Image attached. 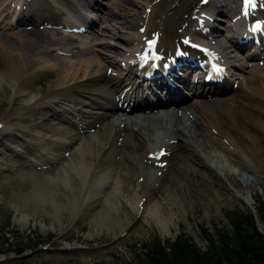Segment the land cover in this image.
Segmentation results:
<instances>
[{"label": "bare ground", "instance_id": "6f19581e", "mask_svg": "<svg viewBox=\"0 0 264 264\" xmlns=\"http://www.w3.org/2000/svg\"><path fill=\"white\" fill-rule=\"evenodd\" d=\"M93 1L94 0H0V18L2 15L3 18H6V23H2V27L11 29L13 23H17L16 19L17 21H21L23 18L24 20L29 18H31V20H35L37 18L41 21H48V23H52V25L62 24L63 28L78 26L77 24H74V21L78 18L83 19L85 15H88V10L97 7V2L93 5ZM123 1L126 3L133 2L132 4H134L136 7H140V2L138 0ZM198 1L199 0H160L158 3H153L154 0H145L141 3L143 5L141 13L138 15L137 13H132L127 17L121 15L123 12H115L114 10L105 7L104 12L107 10L108 14H105L107 17L109 16V18H111L110 20L115 19V21H117L123 17V20H120V23L123 24L118 25L116 23L111 24L106 22L104 25L103 20L100 25H98V29L94 31L92 35L89 34V40L86 42V44L80 42L81 44L75 46H69L71 45L69 43L74 42L71 37L75 38V35L68 34L67 37H60L58 36L60 34L58 30L53 32V36L49 37L46 32L43 33V35L41 33H36V35L31 39L24 38L23 32L14 33L13 37L17 38L16 46L13 44L11 45V43L8 45L7 43L1 44L0 42L1 48L4 50L5 58L7 60V68L5 69L4 73L10 76L12 80L16 81L15 84H17L20 88L24 89L27 84L33 82L36 74L39 71H44L45 73L55 70L58 75V80L49 85V89H47L44 95L45 98L48 97L55 100H66L72 103L73 107L76 106L75 108L77 109L82 106H91L110 111L119 110V108L116 107L117 103L114 102V99L116 98L115 96L120 97L124 88H128L124 93V100H127V98L130 99H128V105L119 110V114L121 111L129 113L138 108L146 111L145 109L153 110V108H160V106L168 104L181 105L183 100L179 98L176 102H174L173 96L169 92L165 94L169 95V97L163 104L158 103L157 99L152 104L147 103L146 101V103L141 105L139 103L140 99L138 98L142 99L144 97L143 95L145 93V85H140L139 78L133 77L131 75L132 66L129 65L130 60H128L127 56H129V54L135 49L134 54L136 55L133 56V58L138 54L140 57V55H142L141 50H143L145 46H143V44H145L144 41H146L151 36L149 33L155 31L162 32L160 33V37H158L159 43L157 46L159 48L162 47L166 52L173 51L176 43L175 39L180 42V39L186 37L187 34H189L192 38H204L205 36L202 34L204 30H201V28L202 26L208 28L211 24V18L207 14L208 12H205L204 9L206 8L208 11H212L213 8H216L213 4L210 6L213 8H210L207 4L204 5L205 7L201 6V8H203L201 11H196L197 9L195 10V8L200 7V5H198ZM222 4H225L224 0L221 1V5ZM148 7H150V12L147 14L145 8ZM236 7L237 15L241 12L240 9L243 8V5L238 3ZM257 7H259L258 9H261L260 11L256 9L259 14L264 16V1L261 0L254 1V6L250 7L249 12L254 11V8ZM217 8L219 9V7ZM95 10L98 13L100 9H94V11ZM195 12L202 13L197 15V18L194 21L192 18ZM205 13L207 15H205ZM10 14L12 15L10 16ZM236 15L235 13L233 14L234 17ZM9 17H12V19ZM229 22H231L230 19ZM141 25L145 26L144 33L138 31V28ZM229 26L233 28V32L235 30L241 29V24L234 23V25L231 24ZM220 33L221 32H219V34ZM143 36L144 39L142 43L141 38ZM262 37H264V34ZM232 38L233 35L226 36V39H228L226 43H218L219 40H214V38L206 42L212 46H216V48L219 50L218 56L228 60L226 61L229 67L228 70L230 72H236L237 70H244V68H246V64H248V61H245L243 57H239L237 53L234 54V50L227 52L226 49L230 48L227 42H232ZM45 40H47V42L48 40H52L59 45L66 44L67 47L64 46V48L62 46H57L56 48H51L48 46L49 48L45 47L44 49L43 47L40 49L35 48L36 43L40 41L43 42ZM139 46L142 47L137 50ZM58 49L68 52L70 51L71 54L69 56L71 57H58V54L54 53V50ZM83 51L87 52V54L90 56L87 54L85 56L83 55L84 53L79 54ZM108 51H111L112 54L110 53L111 55H107L106 53ZM49 53H51V60L45 57L49 55ZM250 59H256L255 55L252 54ZM132 60L133 59H131V61ZM120 61H123L122 63L127 65L128 69L130 67L128 73L123 74L119 72L118 74V72H112L113 70L108 72L109 67L112 69L115 68L116 66H114V64H118ZM60 63L62 66H60ZM252 67L256 71L254 70L253 73L251 84L254 86L251 87V92H245L239 88V86H237L236 89L233 88V86H229V84L234 81V79H231V76H233L232 73L227 76L228 78L226 80L222 81L225 82L223 85L218 84L215 86H207V84L203 85V83L200 85L199 83H192V80L190 82L185 81L184 83L185 85H188L186 89H192L195 96L204 98L206 97L205 102H202L201 100H195L194 103V108H196L198 117L201 120L200 122L206 126L205 132L209 131V133H215L216 137H214L217 140H222V145L228 146V149L230 150L228 152H231V154L235 156L239 164L247 166L249 169L252 168L264 173V68H260L258 64H253ZM39 77L38 80L40 79ZM189 86L191 87L190 89L188 88ZM202 86L203 88L201 89ZM40 92L41 90H37L33 93V101H30V103L21 106L20 109H15V111L11 110L6 115H4L0 121L1 124H3V126L0 127V131L5 132V130L9 128L10 124L8 122V118L11 115L13 116L17 114L19 116L18 119L20 122H26V120L33 119V116H35L34 114L39 113V111L44 108V105H46L47 102L43 100V96L40 94ZM226 93H229L230 95L226 97L218 96L219 94ZM208 95L211 96L210 99H207ZM181 107L182 106H179L176 111L175 109L171 108V113H167L170 116H173L174 125H172V134L174 135V138H172L169 143H165L167 148L166 150L169 154L159 160V162L163 163L166 160L171 161L174 158L177 159L176 164L174 163L176 165L175 169H177V174L175 173L168 177V183L167 185L165 184L163 188L164 192L162 193L167 194V196L171 194L175 195L178 192V187L185 185L188 181L184 177V173H181L182 171L179 168V165H181L182 169L185 168L187 170H191L193 174L196 173L197 176L198 174L202 173L199 169V166L205 167L204 163L200 161L199 158H197V160H199L196 161L191 157L190 154L187 153V141L190 140L189 138L191 137V134L189 133L190 136L186 134V127L188 126L183 124L182 120H184V117L182 114L178 113V110ZM51 115L65 121V116L62 115V111L55 110L53 113H51ZM112 115L114 114L105 113L104 111V113L100 115L91 114L86 116V119L79 118V122L77 121L73 124V127L79 131L87 129L93 130V127H96L95 124L99 123L98 127L95 129L97 130L95 132V136L92 133L90 137H71L72 141H70L71 143L69 142V144L60 143L57 142V140L47 142V138L46 140L45 138L42 139L43 142H47L46 144L42 142V146H44L45 149L42 147L41 149L36 150L34 153L37 151L41 152L42 150H48V148L51 149L49 150L50 153L54 151L59 153L61 150L66 151L68 149L70 150L71 147L75 148L73 146L80 141L84 140L86 142L82 143L80 147L78 146L73 150L71 157L75 163L74 167L76 174L71 175V178L68 180L60 182L59 179H57L58 177L50 178V180L48 178L43 179L37 176L38 173H36V171H31L29 173L33 176L29 179L32 181L31 186L33 187L24 193L26 198H23L29 202L24 203L23 211L32 209L33 211L40 210V212H49L53 217H55L56 220H59L62 217L61 213L64 209L68 208V210H70L74 208L77 210V212L78 210H82L85 196L94 193L97 195H102L101 193H103V185H105L108 180H112V182H114V179L118 178L114 175L116 172L113 174L110 172L111 170L114 171L119 169L120 172H124V169H129L133 172L131 177L134 176V178H136L135 181L137 180L136 184L134 185L135 191L131 189L132 192L135 193L133 196H140L139 198L134 199V204L132 205H135L136 211L139 208L141 213L140 216L145 217L148 214V211L146 212V210H141L138 200L142 199V197L146 195L147 192L145 190L147 188L145 185V181L147 179L145 181H139V177L144 176L146 171L145 169L149 165L147 164V162L150 161L147 159V153L152 149H150L151 145L147 144V140L151 138H145V135L142 137L140 133L141 131L135 128L137 126H142V122H140L141 124H139L137 121H132L131 123L133 118L131 119L127 114H125L121 120H116V122H113L110 119ZM146 117L152 119L150 116ZM161 119L162 117L159 118L158 123H161ZM45 120L46 119L42 121ZM122 122H124V126L121 129L120 123L122 124ZM126 122H128L130 125L129 127L127 126ZM42 124L43 122H37L33 125L31 124L29 127L32 132L37 134L35 135L37 136L36 138H38L40 134L44 133V137L47 134L46 131L41 130L42 128L39 127L42 126ZM160 126H162V124ZM194 128L196 129L198 127ZM195 129H193L192 135L198 137V130L195 131ZM70 130L71 128H69V130L59 128L52 129L51 131L54 133L51 136L55 137L60 135L59 133L67 132L69 134L71 132ZM213 130H215V132H211ZM120 136L123 140L121 147L118 145L119 142L117 143ZM34 138L35 137L33 136V139ZM223 139L227 142L226 144L224 143ZM38 144L41 145L40 143ZM156 144L158 143H154V145ZM35 146L36 145H34V148ZM38 147L40 148V146ZM116 156L118 158H116ZM43 157L48 158V160H53V157L47 153L43 156L38 155V159ZM229 162L231 163V160ZM111 165L113 166L112 169L110 168ZM167 166L168 165L165 166V171L163 168H158L156 166V172L154 173L155 175L153 177L155 182L158 180L163 182L162 178L166 179V172L168 170ZM157 171H160L159 174H157ZM232 172L234 171L232 170ZM207 177L210 178V175ZM123 189L124 187L122 190ZM149 189L151 188L149 187ZM58 192L65 195L66 199L61 200L59 196H56ZM69 196L73 197L75 207L69 199ZM95 201L96 200L92 201L91 197H88V200L86 201L87 203L85 204L86 208L92 207V204H94ZM96 205H98V203ZM159 207L160 204L156 202L153 204V206H151V211L155 212L156 215L158 214L157 216L154 214L153 215L156 216V218L158 217V221L161 223L160 228L166 235L169 233L168 225L170 222L166 216H160V213L162 212H160L161 210ZM114 210L116 209L114 208ZM116 213L118 212H114L110 204L104 205L103 207L101 204L98 213L101 216L95 217L94 221L96 224L98 223L100 227H102L103 224L110 227L111 225H114L118 228V230H124L125 226L128 224L127 218H123L121 221L123 223H117L116 226L114 223L119 220L118 217H116ZM159 216L161 218H159Z\"/></svg>", "mask_w": 264, "mask_h": 264}, {"label": "rangeland", "instance_id": "374dc122", "mask_svg": "<svg viewBox=\"0 0 264 264\" xmlns=\"http://www.w3.org/2000/svg\"><path fill=\"white\" fill-rule=\"evenodd\" d=\"M97 1L101 2L104 7H108L115 12H123L121 15L127 17L132 13H137V15L141 13L143 9L141 3L145 0H138L140 2V7H136L132 4L133 2L126 3L123 0ZM225 1L228 6L220 7V10L228 15L225 17L227 21L230 19L229 17L233 15L234 6L237 5L238 1L243 0ZM212 3L220 6L221 2L220 0H212ZM208 5L209 7L211 6L210 4ZM100 8V13L98 12V15L101 16L102 21L104 20V25L106 22L111 24L116 23L118 25L123 24L120 23L123 17H120L121 19H118L119 21H115V19L110 20L111 18H109V16L107 17L105 14L107 10L104 12L105 9L102 7ZM217 10L219 9H215V11ZM102 21H99L98 24L100 25ZM36 28L38 29V27ZM221 28L229 30L227 23H224L223 26L221 25ZM97 29L98 26L96 27V30ZM19 30L21 29L15 28L11 30V32L0 30L2 35L5 34L3 37L0 35L1 44L7 43L9 45V43H11V45L13 44L16 46L17 38L12 36L14 32H19ZM51 31L52 30H45L42 32L37 30L32 35L29 32H25L23 33V37L31 39L37 32H41L42 35L46 32L50 37L53 36ZM224 34L227 35V31H223V35ZM88 36V33L75 36V38L78 37L79 40L72 42L71 45L86 44L89 40ZM218 40V43H220L224 41V37L221 36ZM48 46L55 48L56 44L45 40L36 43L35 48L40 49L43 47L44 49V47ZM110 53L111 51H108L106 54L108 55ZM70 54L71 52H66L65 55L58 54V57H68ZM79 54L86 56L87 52L83 51ZM251 62L257 63L256 61ZM6 66L7 60L4 50H2L0 45V121L9 111L20 109L21 106L33 101L32 95L37 90H41L40 94L43 96V100L47 102L39 113L34 114L35 116L31 119L33 120L32 125L37 123V121L43 122V129L47 132L50 130V127L68 130L69 125L64 121H60L56 116L51 117L47 122L42 120L39 121L41 118L52 116L50 114L55 110L62 111V115L67 118L79 120L81 110H73L74 107L72 103L62 99H51V101H49V98H45L44 96L47 89H49V85L58 80V75L55 70L45 72L46 74L44 71H39L33 80L34 83L30 82L23 89L15 84L16 81L12 80L10 76L4 73L7 68ZM60 66H62L61 63ZM114 66L116 67L113 69L109 67L108 69L126 74L119 67V63L114 64ZM254 70V68L249 66V63L246 64L244 70H237L234 72V76H231V79H234L235 82L232 81L231 84L233 83L236 88L239 86V88L245 92H251V87L254 86L251 84ZM38 77L40 78L39 80ZM205 99L204 97H199L197 100L205 102ZM195 100L196 99L190 98L184 101V103L182 102L183 107L180 108L178 113L183 115V124L188 126L186 127V134L188 136L191 134L189 142H192L187 144V153L196 161L200 159L205 167H198L202 173L197 176L196 173L193 174L191 170L182 169L181 165H179L182 171L181 173H184L183 175L188 181L185 185L178 187V192L175 195L171 194L167 196V194L162 193L164 192L163 188L164 185L168 183V177L175 173L177 174V169H175L177 159L174 158L172 159L173 161L167 160L168 163L166 165H168V170L166 172V179L162 178L163 182L160 180L155 182L153 177L156 172V167L153 163L154 160L151 158L154 155H152L153 151L151 153L148 152L147 156L150 155L149 158H151V160L148 159L150 161L147 162L149 165L145 169L144 176L139 177V181H145L147 179L145 181L147 187L145 189L147 191L146 195L138 200L141 210L148 211L145 217L140 216L141 213L139 208L136 211L135 205H132L134 204V199L140 196H133L135 193L132 192V190L135 189L134 185L137 180L135 181L136 178H134V176L131 177L133 172L129 169H124V172L122 170V172H120L119 169L114 171L111 170L110 172L113 174L116 172L114 175L118 178L114 179V182L108 180L107 183L103 185L102 195L94 193L85 196L82 210H78L77 212L74 208L70 210H68V208L64 209L61 213L62 217L59 220H56L49 212H40V210L33 211L32 209H29L30 211H23L24 203L29 202L24 199L26 198L24 193L33 187L31 186L32 181L29 180L30 177L33 176L29 173L31 171H36V173L39 174H37V176L43 179L48 178L50 180V178L58 177L57 179H59L60 182L68 180L71 178V175L76 174L74 167L75 163L71 155L73 154V150L78 147V144L79 146L81 145V142L75 144L77 145L73 146L75 148L71 147L70 150L68 149L66 151L61 150L59 153L56 151L50 153V148L48 151L42 150L41 152L37 151L34 153L42 147L45 149V147L42 146L43 143L46 144L54 139L43 142L42 139L45 138L46 140L47 138L46 136L44 137V133L36 138L37 136L35 135L37 134L29 129V124L32 122L31 120L20 122L17 114L11 115L8 118L10 124L9 128L6 129L5 132L0 131V262H4L3 264H152L151 259H148V255L153 249L154 240L158 238L165 246H170V244L175 241L174 239L176 236H179L181 238H188L196 243V246L201 252L206 250L208 246L214 248V252H218V245L220 246L221 243L220 238L221 240L225 239L228 241L230 249L225 252L219 251L220 253L216 258L220 257L224 264H235L236 253L240 252L241 248L240 241L236 240L239 235H233L235 232L232 230V222L235 219H243V213H252L253 218H255L256 229L261 234V245L264 246V173L239 164L235 156L232 155L231 152H228L230 151L228 146L222 145V140L220 141V139L217 140L215 138V133H209V131L205 132L206 126L200 122L201 120L198 117V112L196 108H194ZM54 103H57V105ZM97 111L98 109L94 111V113ZM102 111L104 112V110ZM169 111L171 113V110ZM88 112L92 113L91 110ZM114 112L115 111H113V113ZM146 113L147 114L142 116H133L132 118L136 120L131 118V123L132 121H137L139 124L142 122V126L134 127L141 131L142 137L145 135V138H151L147 140V144L151 145L150 149L153 148L154 150V147L158 144H165L167 140L174 138L170 137L172 136V129L170 128L174 125V120L173 116L167 114L169 112L166 111L158 113H148V111H146ZM146 116H150L152 119ZM161 117V123H158ZM119 120H121V118ZM126 123L129 127L130 125L128 122ZM161 124L162 126H160ZM98 125L99 124H97V126ZM123 126L124 122H122V124L120 123L121 129ZM39 127L42 128V126ZM71 127L72 126L69 128ZM194 127L198 128L195 129ZM193 129H195V131L198 130V137L192 135ZM211 132H215V130ZM53 133L52 131L50 135H53ZM92 133L93 135L95 134L94 130H88V132H84L83 135L81 133L80 135L90 137ZM80 135L78 134L79 137ZM33 136L35 137L34 139ZM70 139V136L63 133V135L58 136L57 141L69 144V142L72 141V139ZM119 139L117 143L119 142L118 145L121 147L123 140L121 136ZM154 143L158 144L154 145ZM224 143L226 144L227 142L224 140ZM33 145H36L34 149ZM38 146H40V148ZM46 153L51 155L53 160H48V158L45 157L38 159V155L43 156ZM116 158L118 157L116 156ZM197 158L199 159L197 160ZM230 160L231 163L229 162ZM110 168L112 169L113 166L111 165ZM162 168L165 171V165ZM232 170L234 172H232ZM206 175H210V178ZM123 187L124 189L122 190ZM149 187L151 189H149ZM56 196H59L61 200L66 199V196L62 193L60 194V192H58ZM88 197H91L92 201H96L92 204V207L86 208L85 204L87 203ZM69 199L74 206L73 197L69 196ZM96 202L98 205H96ZM156 202L160 204L159 208L161 210L160 212H162L160 216H166L170 222L168 225L169 233L166 235L160 228L161 223L158 221V217L156 218L158 214L156 215L155 212L151 211V206ZM101 204L102 207L110 204L112 210L120 214L116 213V217H118L119 220L114 223L115 225L117 223H123L121 222L123 218H127L128 224L126 223L127 226H125V231L118 230L114 225L110 227L103 224V226L100 227L98 223H95L94 218L101 216L98 214ZM114 208L116 210H114ZM160 216L159 218H161ZM6 239L9 241L8 243H6ZM251 240L255 242L258 239L255 237V240ZM230 250L233 252L235 251L234 255L231 254L232 251ZM28 252H31L32 255L26 256L22 260L18 258L19 255L22 256Z\"/></svg>", "mask_w": 264, "mask_h": 264}, {"label": "trees", "instance_id": "16d2710c", "mask_svg": "<svg viewBox=\"0 0 264 264\" xmlns=\"http://www.w3.org/2000/svg\"><path fill=\"white\" fill-rule=\"evenodd\" d=\"M242 216L243 219H235L232 222V230L235 232L233 235H239L236 240L240 241V248L243 251L236 253L235 264H264V246L261 245L262 238L256 229L255 218L252 213H243ZM255 237L258 240L253 242L251 239L255 240ZM174 240L170 246H165L158 238L154 240L153 249L149 255L147 254L152 264H224L220 257H216L220 252L230 249L228 241L221 238L220 246L218 245L220 252H214L211 246L201 252L196 243L188 238L176 236ZM5 241L9 242L7 239ZM234 252L231 254L234 255Z\"/></svg>", "mask_w": 264, "mask_h": 264}, {"label": "snow or ice", "instance_id": "6c2138e0", "mask_svg": "<svg viewBox=\"0 0 264 264\" xmlns=\"http://www.w3.org/2000/svg\"><path fill=\"white\" fill-rule=\"evenodd\" d=\"M254 6V3H253V0H243V14L245 16H247L249 14V9L250 7H253ZM257 27L259 28H264V24H258ZM143 31V29L141 30ZM154 45V41H148L147 42V46H148V49H149V52L148 53H145L144 56L142 57V59L147 62L148 61V56L152 50V47ZM164 153L161 152L159 155H163ZM153 158H159L158 156L157 157H153Z\"/></svg>", "mask_w": 264, "mask_h": 264}, {"label": "water", "instance_id": "95a60500", "mask_svg": "<svg viewBox=\"0 0 264 264\" xmlns=\"http://www.w3.org/2000/svg\"><path fill=\"white\" fill-rule=\"evenodd\" d=\"M30 255H32V253L31 252H28V253H26V254H24V255H19L18 256V258H21V260L24 258V257H26V256H30ZM4 262H0V264H3Z\"/></svg>", "mask_w": 264, "mask_h": 264}]
</instances>
